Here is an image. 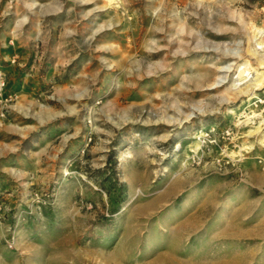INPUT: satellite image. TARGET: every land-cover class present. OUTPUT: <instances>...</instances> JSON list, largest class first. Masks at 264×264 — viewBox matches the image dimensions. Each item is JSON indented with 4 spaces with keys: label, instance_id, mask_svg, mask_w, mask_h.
<instances>
[{
    "label": "rangeland",
    "instance_id": "rangeland-1",
    "mask_svg": "<svg viewBox=\"0 0 264 264\" xmlns=\"http://www.w3.org/2000/svg\"><path fill=\"white\" fill-rule=\"evenodd\" d=\"M259 30L264 0H0V264H264Z\"/></svg>",
    "mask_w": 264,
    "mask_h": 264
},
{
    "label": "bare ground",
    "instance_id": "bare-ground-1",
    "mask_svg": "<svg viewBox=\"0 0 264 264\" xmlns=\"http://www.w3.org/2000/svg\"><path fill=\"white\" fill-rule=\"evenodd\" d=\"M259 33L262 35V34H264V31L259 30ZM257 44H260V43H257ZM259 62H260V64H264V59H260ZM245 72H246L245 70H240V72H239L240 80L243 79V78L245 77V76H244V73H245ZM255 81H256V87H259L260 84H261V82L264 81V76H260V77H258ZM250 85H252V84H250ZM251 88H252V87H251ZM240 92H241V91H240ZM243 93H244V92H243ZM173 261H174V260H173Z\"/></svg>",
    "mask_w": 264,
    "mask_h": 264
},
{
    "label": "built area",
    "instance_id": "built-area-1",
    "mask_svg": "<svg viewBox=\"0 0 264 264\" xmlns=\"http://www.w3.org/2000/svg\"><path fill=\"white\" fill-rule=\"evenodd\" d=\"M0 86L3 87V82H0Z\"/></svg>",
    "mask_w": 264,
    "mask_h": 264
}]
</instances>
